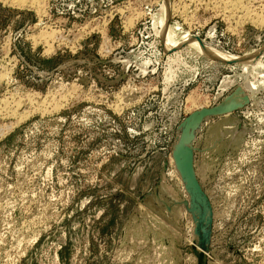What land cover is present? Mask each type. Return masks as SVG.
<instances>
[{"label":"rangeland","instance_id":"374dc122","mask_svg":"<svg viewBox=\"0 0 264 264\" xmlns=\"http://www.w3.org/2000/svg\"><path fill=\"white\" fill-rule=\"evenodd\" d=\"M40 1L0 0V72H9L0 80V264H194L176 248L191 243L186 215L182 238L161 231L163 262L154 247L122 239L149 235L137 201L166 159L167 176L179 182L170 170L178 123L237 83L264 118V78L245 61L211 60L189 43L167 49L166 0ZM167 1L177 38L185 30L235 56L256 48L264 62V0ZM53 31L48 44L39 38ZM112 58L147 74L108 85L124 68L99 62ZM223 163L200 174L215 206L214 264H264V152L243 150Z\"/></svg>","mask_w":264,"mask_h":264},{"label":"water","instance_id":"95a60500","mask_svg":"<svg viewBox=\"0 0 264 264\" xmlns=\"http://www.w3.org/2000/svg\"><path fill=\"white\" fill-rule=\"evenodd\" d=\"M15 50L28 64L17 48ZM123 61L117 58L99 60L104 64ZM123 67L114 79L108 80V85L121 82L127 75L140 79L147 74L145 69L135 66L137 71L130 72L132 65L129 63H124ZM251 102L247 89L237 83L218 94L211 106L192 111L178 123L171 141L170 156L181 184L167 176L169 159H166L158 173L159 180L151 190L145 189L137 201L136 215L142 217L141 222L150 233L132 237V240L124 238V244L129 243L134 249L154 247L162 255L160 261L163 262L165 239L161 238V231H172L182 238L181 234H186L182 231L186 215L192 223V242L183 247L177 243V252L180 253L181 248L185 250L189 258L194 259V264H214L215 206L200 180V174H215L224 165V158L229 156L237 160L243 150L259 148L264 152V118L250 110Z\"/></svg>","mask_w":264,"mask_h":264},{"label":"bare ground","instance_id":"6f19581e","mask_svg":"<svg viewBox=\"0 0 264 264\" xmlns=\"http://www.w3.org/2000/svg\"><path fill=\"white\" fill-rule=\"evenodd\" d=\"M9 2H11V3H13V4H16V5H23V4H25V2L26 1H29V4L30 5H34L35 3H36V6H37V4L38 3H40L41 1L40 0H8ZM43 1V0H42ZM223 1V0H222ZM234 1V0H233ZM236 1V0H235ZM240 2V0H237L236 2L237 3H239ZM236 2H235V4H236ZM165 4H163V6H162V9H163V13H162V16H161V20H160V25H161V30H160V33H161V35H162V37H163V39H164V45L167 47V49L169 48H172V47H174V48H178L179 46H182V44L184 45L185 43H189L190 44V46L189 47H192V48H195L197 51H199L201 54H205V55H207L209 58H211V60H218V61H222V62H225V63H227V62H230V61H238V62H240V61H245L244 63H246L247 65H249V67H250V69L251 70H254L257 74H258V76H260V77H262V78H264V62H262L260 59H258L256 56H255V53L256 52H258V49H256V50H253V52H248V53H246V54H244V55H242V56H235V55H231V54H227V53H223V52H221V51H219V50H217V49H214V47L212 48V47H210V46H207V45H204L203 43H201L200 41H199V39L196 37V36H192V34L191 33H189L188 31H183L182 30V32H183V34L181 35V37H176L175 35V32H174V30H173V26L169 23V20L167 21V19H168V15H169V12L171 11V10H173V5H171L167 0L164 2ZM239 5V4H238ZM241 5V4H240ZM169 7H171V10L169 11ZM183 7V6H182ZM136 9V8H135ZM249 9V8H248ZM138 14V13H137ZM139 14H140V12H139ZM249 15V14H248ZM263 15V14H262ZM141 16V15H140ZM134 17V16H133ZM133 17H130L129 19H127L128 21H127V23H128V25L131 23V22H133L132 20H134V18ZM190 17V16H189ZM253 17V16H252ZM249 18V17H248ZM253 19V18H252ZM260 21H264L263 19H261L260 18ZM255 22V21H254ZM260 23H262V22H260ZM132 24V23H131ZM127 25V24H126ZM48 26V25H47ZM97 26H100V25H97ZM104 26V25H103ZM130 26H132V25H130ZM177 27V26H176ZM83 28V27H82ZM106 28V27H105ZM105 28L104 27H100V30H101V32H102V34H103V36L105 35ZM52 29V28H51ZM93 29V28H92ZM54 30V29H53ZM97 30H98V28H97ZM178 30L181 32V30L178 28ZM48 31V30H47ZM57 31V30H56ZM82 31V30H81ZM85 31V30H84ZM43 32H46V30L45 31H43ZM42 32V34L41 33H39L40 34V37L39 38H42L47 44L49 43V40H53V37H54V31L53 32H48V34L47 35H45L44 33ZM83 32V31H82ZM53 33V34H52ZM84 33V32H83ZM56 35V34H55ZM35 36V35H34ZM33 36V37H34ZM42 36V37H41ZM35 38V37H34ZM55 39V38H54ZM35 40H36V38H35ZM60 40V39H59ZM7 43V42H6ZM59 43H60V41H59ZM52 45H51V43L49 44V46H48V48L46 49V52L47 53H49V52H51V49H52ZM264 49V48H263ZM54 52V51H53ZM237 59V60H236ZM171 70V69H170ZM7 73H9V72H0V80L1 79H3L6 75H7ZM8 77V76H7ZM170 77V76H169ZM169 80V79H168ZM252 88H255V85H253L252 84ZM57 94V93H56ZM29 95V94H28ZM28 95H27V98H28ZM50 95H52V94H50ZM66 95V94H65ZM32 96H33V94H32ZM54 95H52V97H53ZM56 96H58V95H56ZM29 97H30V95H29ZM61 97H63V95H61ZM26 98V97H25ZM54 98V97H53ZM52 98V100H54ZM31 99V98H30ZM45 99V98H44ZM62 99H65V98H62ZM46 100V99H45ZM52 100H51V102H52ZM57 100V99H56ZM60 100V99H59ZM192 100V99H191ZM190 100V101H191ZM22 101V100H21ZM31 101H36V100H31ZM49 102H50V100H48ZM55 101V100H54ZM194 101V100H193ZM192 101V102H193ZM18 102H19V99H18V101H17V104H18ZM44 102H46V101H44ZM55 102H57V101H55ZM20 103V102H19ZM32 103V102H31ZM42 103V102H41ZM59 103V102H58ZM194 103H195V101H194ZM4 104H5V102H4ZM33 104V103H32ZM56 104V103H55ZM60 104V103H59ZM62 104V103H61ZM60 104V105H61ZM7 105V104H6ZM20 105V104H19ZM118 105V104H117ZM35 106V105H34ZM38 105H36V107H37ZM40 106H42V105H40ZM40 106H38V107H40ZM57 106V105H56ZM62 106V105H61ZM60 106V107H61ZM32 107V106H31ZM43 107H44V105H43ZM49 107V106H48ZM53 107H55V106H53ZM47 108V107H46ZM36 109V108H35ZM34 109V110H35ZM44 109V108H43ZM36 110H39V109H36ZM47 110V109H46ZM33 111V110H32ZM44 112H46V111H44ZM23 113V112H22ZM30 114V111H29V109L28 110H25V113L23 114V116H26V115H29ZM31 114H32V112H31ZM21 115V114H20ZM19 115V116H20ZM23 118V117H22ZM25 118V117H24ZM170 164L172 165V169H170L171 170V175L172 176H175V175H177V177H178V180H179V183L181 184V181H180V178H179V176H178V174H177V172L174 170V168H173V164H172V158H170ZM176 177V176H175ZM189 221H191V220H189ZM190 223V222H189ZM191 228H192V223H191V226L189 227V230L187 229V234H188V238L190 239V242H192V239H191V237H192V235H191ZM189 242V241H188Z\"/></svg>","mask_w":264,"mask_h":264},{"label":"crops","instance_id":"0c3cea01","mask_svg":"<svg viewBox=\"0 0 264 264\" xmlns=\"http://www.w3.org/2000/svg\"><path fill=\"white\" fill-rule=\"evenodd\" d=\"M131 45L133 46V43H131ZM260 46H261V45H260ZM260 46H259V47H260ZM255 49H256V48H254L253 50H255ZM136 50H137V48H133L132 53L135 52ZM251 50H252V49H251ZM251 50H250V51H251ZM258 51H261V50H258ZM228 65H229V64H228ZM235 66H236V65H235ZM232 67H234L233 64H232ZM161 168H162V166H161Z\"/></svg>","mask_w":264,"mask_h":264}]
</instances>
